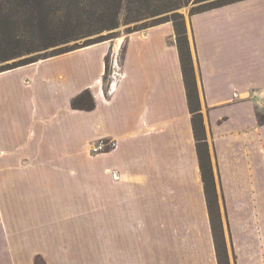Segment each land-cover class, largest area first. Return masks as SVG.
Wrapping results in <instances>:
<instances>
[{
	"label": "crops",
	"instance_id": "1",
	"mask_svg": "<svg viewBox=\"0 0 264 264\" xmlns=\"http://www.w3.org/2000/svg\"><path fill=\"white\" fill-rule=\"evenodd\" d=\"M187 24L230 250L264 264V0ZM113 45L0 73V264H218L174 28L124 38L107 96Z\"/></svg>",
	"mask_w": 264,
	"mask_h": 264
},
{
	"label": "trees",
	"instance_id": "2",
	"mask_svg": "<svg viewBox=\"0 0 264 264\" xmlns=\"http://www.w3.org/2000/svg\"><path fill=\"white\" fill-rule=\"evenodd\" d=\"M240 1L243 0H0V73L110 41L121 25L134 24L131 34L163 23L172 24L218 264L224 260L218 251L219 236L215 230L214 219L219 214L215 217L213 211L216 203L213 170L185 20L178 10L190 2L198 4L191 9L192 16ZM143 21L147 22L139 25ZM81 40L84 42L79 45L77 42ZM71 105L78 110L94 107L88 91L75 97ZM260 123H264L263 119ZM223 255L226 258L224 252ZM35 264H39L37 260Z\"/></svg>",
	"mask_w": 264,
	"mask_h": 264
},
{
	"label": "rangeland",
	"instance_id": "3",
	"mask_svg": "<svg viewBox=\"0 0 264 264\" xmlns=\"http://www.w3.org/2000/svg\"><path fill=\"white\" fill-rule=\"evenodd\" d=\"M198 6V4H193L192 2L189 3L188 6L186 7H182L180 10H178V12L180 14L183 15L184 17V20H185V25H186V32H187V36L189 37V31H188V24H187V19L188 17L190 16V11L192 8ZM123 19V14L121 15L120 17V20L122 21ZM145 22L147 21H143V22H140L139 25L141 24H144ZM135 28V25L134 24H131L129 26H123L121 25V27L119 28V30H117L116 32V35L114 36V38L110 41H107V42H110V44H114V48L116 53H117V56H118V59H116L115 57L113 58L112 55L113 54V51L109 52L106 57H107V66H108V71L105 72V79H103V88H104V92H106V95L107 96H110V94H108V91H109V88H110V84L112 82V79H111V76L112 74L114 73V71H118L119 68H117V66L119 67V64H120V58H121V54H122V47H123V40L124 38L129 35V32L132 31L133 29ZM135 33V32H134ZM132 34V33H131ZM84 42V40H81L79 42H77L79 45ZM106 42V41H105ZM118 43H120L119 45H117ZM189 43H190V40H189ZM75 43H72L70 45H73ZM119 48V49H118ZM190 50H191V44H190ZM191 54H192V51H191ZM192 58H193V63H194V68H195V59L192 55ZM118 60V64L116 62V67L114 69V66L115 64H113V61ZM9 63H12V62H9ZM195 76H196V80L198 79V74H197V71H196V68H195ZM198 86V85H197ZM258 97V98H257ZM259 99V100H258ZM251 102H256L257 104L255 105V113H256V118H257V122H258V125H263L264 123H260V120L263 119L264 121V94H257V92H254L251 94ZM206 140H207V143H208V146H209V155H210V162H211V166H212V170H213V178H214V187H215V194H216V203H215V208L213 207V211H214V215L216 217V214L218 213L219 214V218H215V223H216V226H215V230L216 232L218 233V251L222 253V261L224 260V263L222 264H235V260L232 256V252L230 250V246H229V243H228V239H227V236H226V230H225V223H224V217H223V214H222V205H221V197L224 195L223 194V191H222V187H221V178L220 176L218 175V173L216 172V168L214 166V163H213V156L211 155V149H210V144H209V141L206 137ZM105 143H110L109 141L105 142ZM263 166H264V162H263ZM256 179L255 181H264V167L261 171V174L260 176L257 174L256 175ZM46 206V205H44ZM216 206H217V209H216ZM29 208V207H28ZM222 242V243H221ZM222 244H223V247H222ZM224 248V250H223ZM223 252L225 253L226 255V258L224 257L223 255ZM38 262L40 263V261L38 260Z\"/></svg>",
	"mask_w": 264,
	"mask_h": 264
},
{
	"label": "built area",
	"instance_id": "4",
	"mask_svg": "<svg viewBox=\"0 0 264 264\" xmlns=\"http://www.w3.org/2000/svg\"><path fill=\"white\" fill-rule=\"evenodd\" d=\"M115 63H116V61H113V64H115ZM115 67H116V64L114 66V69H115ZM117 76H118V71H114V73L111 76V79H112L111 85H112L113 81L117 78ZM110 93H111V87L109 88V91H108V94H110ZM114 147H115L114 142H110V143L100 142L98 144V146L93 150V152L94 153H101V152H105L109 149H112Z\"/></svg>",
	"mask_w": 264,
	"mask_h": 264
},
{
	"label": "bare ground",
	"instance_id": "5",
	"mask_svg": "<svg viewBox=\"0 0 264 264\" xmlns=\"http://www.w3.org/2000/svg\"><path fill=\"white\" fill-rule=\"evenodd\" d=\"M120 43H118L117 45H119Z\"/></svg>",
	"mask_w": 264,
	"mask_h": 264
}]
</instances>
